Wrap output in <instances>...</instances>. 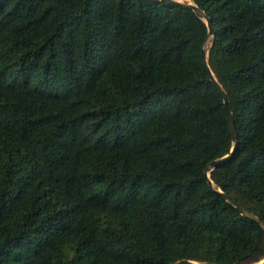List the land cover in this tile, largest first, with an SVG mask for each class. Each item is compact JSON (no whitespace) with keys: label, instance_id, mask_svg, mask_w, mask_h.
I'll use <instances>...</instances> for the list:
<instances>
[{"label":"trees","instance_id":"1","mask_svg":"<svg viewBox=\"0 0 264 264\" xmlns=\"http://www.w3.org/2000/svg\"><path fill=\"white\" fill-rule=\"evenodd\" d=\"M0 0V264L264 259V0Z\"/></svg>","mask_w":264,"mask_h":264},{"label":"water","instance_id":"2","mask_svg":"<svg viewBox=\"0 0 264 264\" xmlns=\"http://www.w3.org/2000/svg\"><path fill=\"white\" fill-rule=\"evenodd\" d=\"M175 1V0H173ZM177 3H180V4H186L188 5L189 7H191L196 13L197 15L202 18L207 26H208V36L204 42V45H203V48H202V58H203V63L207 69V71L209 72L210 74V78L211 80L215 83V85L217 86V88L219 89V91L222 93L223 95V98H224V102H225V107H226V112H227V119H228V123H229V127H230V131H231V134H232V137H233V147L231 149V152L221 158H218L214 161H212L205 169V177L208 179V182L209 184L214 188V182L213 180L211 179V173H212V170L221 162L229 159L236 151V148H237V145H238V134H237V129H236V125H235V120H234V116H233V113H232V110L229 106V96L228 94L226 93V91L224 90V88L222 87V85L219 83V81L217 80V78L215 77L213 71L211 70L210 68V65H209V62H208V50H207V43L209 41V39L213 36H214V27H213V24H212V21L210 19V17H208L206 15V13L193 1V0H190L188 2H181V1H175ZM220 193H222L223 195H225V197L227 198V200L232 203L233 205L236 206L237 209L240 210L241 214L260 223L263 227H264V221L257 217L256 215L254 214H251L247 209L243 208L240 204H238L232 197L226 195L225 193H223V191L221 189L218 190ZM172 264H202V263H199L197 261H192V260H181V261H177V262H174ZM205 264H221V263H205ZM239 264V263H237ZM254 264H264V259L257 262V263H254Z\"/></svg>","mask_w":264,"mask_h":264},{"label":"rangeland","instance_id":"3","mask_svg":"<svg viewBox=\"0 0 264 264\" xmlns=\"http://www.w3.org/2000/svg\"><path fill=\"white\" fill-rule=\"evenodd\" d=\"M175 1H180V0H175ZM189 1H190V0H189ZM181 2H188V1H181ZM211 38H212V37H211ZM211 38L209 39V41H208V43H207V48L211 45V42H210V41L212 40Z\"/></svg>","mask_w":264,"mask_h":264},{"label":"bare ground","instance_id":"4","mask_svg":"<svg viewBox=\"0 0 264 264\" xmlns=\"http://www.w3.org/2000/svg\"><path fill=\"white\" fill-rule=\"evenodd\" d=\"M180 1H189V0H180ZM212 39V38H211ZM211 42V41H210ZM209 48V47H208Z\"/></svg>","mask_w":264,"mask_h":264}]
</instances>
